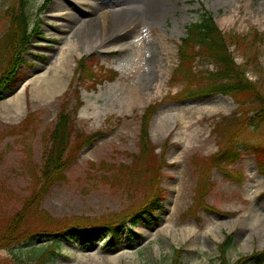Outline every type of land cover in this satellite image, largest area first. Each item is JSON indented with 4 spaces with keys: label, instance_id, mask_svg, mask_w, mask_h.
Segmentation results:
<instances>
[{
    "label": "rangeland",
    "instance_id": "obj_1",
    "mask_svg": "<svg viewBox=\"0 0 264 264\" xmlns=\"http://www.w3.org/2000/svg\"><path fill=\"white\" fill-rule=\"evenodd\" d=\"M53 1L29 0L31 21L40 18L41 29L26 48L20 89L10 96L8 91L0 95V226L22 209L32 194L50 131L62 108L61 97L69 91L72 111L74 93L79 91L83 105L74 115L76 130L105 133L82 149L61 180L52 185L40 201L41 214L55 220L110 221L139 205L149 185L135 182L128 167L139 152L141 119L151 103L159 104L150 126L152 142L158 154L166 149L164 206L157 212L158 219L150 218L151 223L139 221L132 232L123 227L117 245L109 246L103 240L82 247L76 240H61L60 254L43 264H173L177 249L182 253L176 264H216L218 244L227 233L234 237L229 250L232 261L263 250L264 121L251 122L261 101L246 96H240L239 101L229 94L186 98L182 82L175 81L174 75L186 26L207 11L223 32L243 37L246 47L232 44L230 51L264 93V39L260 41L264 36V0H165L169 10L160 22L147 27L140 19L120 35L112 30L121 10L130 8L137 16L150 15L159 1L66 0L72 4L71 11L78 5L80 12L96 18V40L75 31L77 24L65 28L63 20L51 19L50 10L56 9ZM7 2L0 0V13ZM7 26L8 20L1 18L0 39ZM102 36L114 37L109 44H102ZM83 57L98 70L118 72L117 77L96 85L76 81ZM247 61L251 64L246 65ZM60 65L62 78L57 80L55 72ZM195 67L201 71L215 68L208 59H198ZM131 91L134 96H129ZM18 95L21 109L9 111L8 102ZM224 117L231 118L236 127L245 124L246 129L236 143V156L207 171L211 183L207 200L232 214L203 209L193 213L190 209L202 177L199 171L219 150L221 139L215 127ZM29 219L34 228L40 218L32 214ZM33 242L0 249V260L36 264L39 254L32 248L46 241L37 237Z\"/></svg>",
    "mask_w": 264,
    "mask_h": 264
},
{
    "label": "trees",
    "instance_id": "obj_2",
    "mask_svg": "<svg viewBox=\"0 0 264 264\" xmlns=\"http://www.w3.org/2000/svg\"><path fill=\"white\" fill-rule=\"evenodd\" d=\"M3 17L8 20V26L0 39V95L3 91L12 90L25 78L20 74V69L26 62V48L34 34L41 29L39 18L35 22L31 21L29 0H8L1 12L0 19ZM255 37H259L258 33H255ZM263 39L262 35L260 41ZM243 41V37L238 34L232 35L223 32L213 20L212 15L205 11L197 21L187 26L186 36L182 38L179 45V65L175 71V81L182 82V91L188 98L210 97L217 93L231 94L239 101L243 98L240 96L257 98L261 101L260 108L251 121L262 122L264 121L262 87L247 77L245 69L235 61V57L230 51L232 44L244 47ZM86 59L83 57L78 63L79 67L75 72L76 81L96 85L103 79L113 80L116 78V71L105 68L98 70L85 63ZM198 59L210 60L215 69L197 70L195 62ZM250 64V61L246 62V65ZM255 64L259 65L257 62ZM259 72L263 73L262 70ZM69 96V91H66L61 97L63 99L62 108L50 131L49 145L43 153V162L39 174L35 176L36 183L30 198L22 209L7 218L0 226V249L11 248L23 242L33 243L37 237H45L48 240L47 244L32 248L33 252L36 251L39 254L38 260L35 261L36 264H43L58 255L60 253L57 251L58 242L61 240L76 239L82 247H87L89 244L107 237L106 244L117 245L120 243V233L123 227H127L132 232V226L139 221L150 223L149 218L156 219V212L163 207L164 188L161 183L164 177L163 169L167 163L166 149L164 148L158 155L156 146L151 139L150 123L159 107L158 103H152L145 109L141 119L139 152L134 155V162L128 167L129 175L134 178L135 182L143 186L149 185L148 192L143 196L139 205L127 214L114 217L110 221L107 219L94 221L85 218H77L75 221L55 220L48 215L41 214L40 201L52 185L61 180L64 172L82 149L94 143L98 137L105 133L98 131L86 134L76 130L74 115L83 104L80 92L75 91L76 103L71 111ZM232 122L231 118L224 117L215 127V134L220 137L221 144L218 152L205 160L202 172L200 171L202 177L198 183L194 204L190 209L193 213H196L200 208L223 213L206 201L210 189L206 174L211 167L234 156L232 151L238 138L246 129V125L236 127ZM121 179L124 181V174H121ZM32 214L40 218L34 228L30 227L33 226L29 219ZM232 244L233 235L226 234L224 240L218 245L219 255L216 264L264 263V249L242 255L232 261L229 258ZM181 253V249L176 250L173 264L177 263ZM0 264L7 263L0 260ZM8 264L18 263L9 262Z\"/></svg>",
    "mask_w": 264,
    "mask_h": 264
},
{
    "label": "bare ground",
    "instance_id": "obj_3",
    "mask_svg": "<svg viewBox=\"0 0 264 264\" xmlns=\"http://www.w3.org/2000/svg\"><path fill=\"white\" fill-rule=\"evenodd\" d=\"M123 1H126V0H115V2H121V3ZM158 1H159L158 8H156L150 15L137 16L135 15L134 10L130 8H125L121 10L119 12L120 17H118L117 24L114 26L112 30L114 31V34L120 35L125 30L129 28H133L134 25L140 21V19H142V21L144 22V25L146 24L147 27H149L151 24L160 22L168 13L169 6H167L165 0H158ZM81 3L83 4L85 2L82 1ZM71 6L72 4L70 5L69 3H66V0H54L52 2V8H56V9H54V11L50 10V14H49L50 18L63 20L64 22L61 23V26L63 25L65 28H69L73 24H77L74 28L75 31H79L80 33L85 34V35L90 34L89 36L93 37L96 40L98 38L96 35L98 33L96 18L94 19V18L89 17L88 14H86L84 11L80 12L82 8L79 7L78 5L74 6L73 9H75V12H73L71 11L72 10ZM60 9H64L67 12L56 13L58 12L57 10H60ZM86 16H88V18H85ZM99 39L102 44H109L111 42L110 39H106L103 36L102 38L100 37ZM118 44H120V46H123V43L121 42H118ZM124 44L126 47L129 45L127 44V42H125ZM65 56L66 54L64 53V57ZM64 62H65V59L63 60L62 64H64ZM62 72H63L62 65H60L56 68V72H55V77L57 80H60L62 78V74H61ZM43 81L44 82L46 81V77L43 78ZM134 95H135L134 91H131L129 94V96H134ZM8 107H9V111L20 110L22 107L21 96L18 95V97L15 100L9 101Z\"/></svg>",
    "mask_w": 264,
    "mask_h": 264
},
{
    "label": "water",
    "instance_id": "obj_4",
    "mask_svg": "<svg viewBox=\"0 0 264 264\" xmlns=\"http://www.w3.org/2000/svg\"><path fill=\"white\" fill-rule=\"evenodd\" d=\"M19 88H20V85H18V86L14 89V91H13L12 93L16 92Z\"/></svg>",
    "mask_w": 264,
    "mask_h": 264
}]
</instances>
